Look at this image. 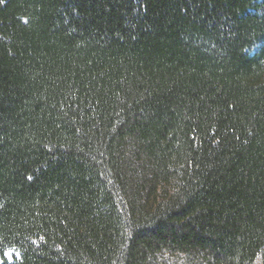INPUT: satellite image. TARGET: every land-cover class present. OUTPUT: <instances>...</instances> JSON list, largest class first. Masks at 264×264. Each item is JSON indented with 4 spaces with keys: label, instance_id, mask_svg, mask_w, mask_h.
Returning <instances> with one entry per match:
<instances>
[{
    "label": "trees",
    "instance_id": "1",
    "mask_svg": "<svg viewBox=\"0 0 264 264\" xmlns=\"http://www.w3.org/2000/svg\"><path fill=\"white\" fill-rule=\"evenodd\" d=\"M0 264H264V0H2Z\"/></svg>",
    "mask_w": 264,
    "mask_h": 264
},
{
    "label": "snow or ice",
    "instance_id": "2",
    "mask_svg": "<svg viewBox=\"0 0 264 264\" xmlns=\"http://www.w3.org/2000/svg\"><path fill=\"white\" fill-rule=\"evenodd\" d=\"M0 2H2V0H0Z\"/></svg>",
    "mask_w": 264,
    "mask_h": 264
}]
</instances>
